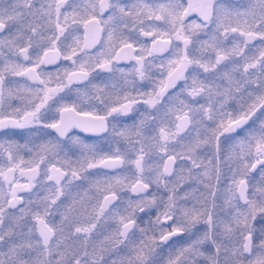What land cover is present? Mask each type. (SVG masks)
<instances>
[{
  "label": "snow or ice",
  "instance_id": "snow-or-ice-1",
  "mask_svg": "<svg viewBox=\"0 0 264 264\" xmlns=\"http://www.w3.org/2000/svg\"><path fill=\"white\" fill-rule=\"evenodd\" d=\"M14 130L0 264H264V0H0Z\"/></svg>",
  "mask_w": 264,
  "mask_h": 264
},
{
  "label": "flooded vegetation",
  "instance_id": "flooded-vegetation-1",
  "mask_svg": "<svg viewBox=\"0 0 264 264\" xmlns=\"http://www.w3.org/2000/svg\"><path fill=\"white\" fill-rule=\"evenodd\" d=\"M196 18L195 15H193V17H191L190 19H194ZM141 40H146L149 41L150 43V39L148 37H140ZM167 55V54H165ZM70 61H64L63 59H60L56 62V64H50V65H43L42 68L44 71L46 72H50L53 75L56 74V71L58 68H63L66 66H70ZM134 62L133 61H121L120 62V67H124L126 69H129L132 67V64ZM153 71H155V69H153ZM95 75V74H94ZM117 76H119V73L117 74ZM108 78V74L106 73H100L97 77H96V82L99 83L102 80H107ZM15 80L19 81L21 84L24 83V79L23 77H16L14 78ZM31 83V82H29ZM18 104L17 101H13V105L16 106ZM140 110L143 111V106H140ZM133 122V119L131 117H121L118 121V126L119 125H123V124H127V125H131V123ZM72 136H78L80 137L82 140H85L88 143H95L98 144L99 146L103 147L105 150H107V142L102 140L100 137H98L96 134L93 133H85L79 129H73ZM13 139L16 141H19L20 143H23L25 141V139H27V134L22 132L21 130H14V132H0V140H5V139ZM73 151H76V149H73ZM22 155L25 156V159H27V155L26 153H21ZM71 154V153H70ZM78 154V153H77ZM104 171H108V170H104ZM258 177V174H256ZM21 182L23 183L25 181V178L21 177L20 178ZM141 220L143 222L146 223L148 216H146L145 214L141 213L139 214ZM152 218L154 219L156 216L155 211H153L151 213ZM170 223V222H169ZM143 226V225H142ZM175 239V238H174Z\"/></svg>",
  "mask_w": 264,
  "mask_h": 264
},
{
  "label": "rangeland",
  "instance_id": "rangeland-1",
  "mask_svg": "<svg viewBox=\"0 0 264 264\" xmlns=\"http://www.w3.org/2000/svg\"><path fill=\"white\" fill-rule=\"evenodd\" d=\"M4 159L6 160V156L4 157ZM258 179V177H257ZM161 211L163 210L162 208L160 209ZM155 211V213L157 214V210L156 209H153L152 212Z\"/></svg>",
  "mask_w": 264,
  "mask_h": 264
}]
</instances>
